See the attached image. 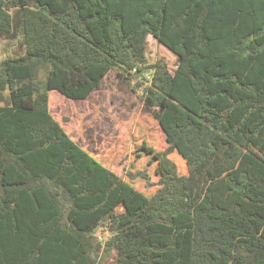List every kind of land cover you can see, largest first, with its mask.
Instances as JSON below:
<instances>
[{
  "label": "trees",
  "instance_id": "obj_1",
  "mask_svg": "<svg viewBox=\"0 0 264 264\" xmlns=\"http://www.w3.org/2000/svg\"><path fill=\"white\" fill-rule=\"evenodd\" d=\"M148 36L172 73L147 64ZM0 37L24 50L0 62V264H97L104 249L115 264H264V0H0ZM110 71L149 82L167 142L150 197L49 111L51 91L86 100Z\"/></svg>",
  "mask_w": 264,
  "mask_h": 264
},
{
  "label": "rangeland",
  "instance_id": "obj_2",
  "mask_svg": "<svg viewBox=\"0 0 264 264\" xmlns=\"http://www.w3.org/2000/svg\"><path fill=\"white\" fill-rule=\"evenodd\" d=\"M23 54L17 37H0V62ZM146 57L148 65L164 64L170 73L177 65L176 57L151 36L147 38ZM147 86L148 81L137 79L124 84L115 71H110L86 100H68L55 91L48 96L50 114L81 148L90 152L115 175L129 181L136 190L150 197L157 189L154 159L167 148V142L143 104V91ZM51 93L55 94L50 97ZM3 97L7 100L8 91L3 93ZM3 104L0 102V106ZM169 158L180 176L188 174L185 161L177 153H171ZM138 172L148 180L134 176ZM122 211L120 206L116 214ZM96 237L105 242L108 233L104 228H99ZM115 260V252L104 249L99 254L97 264H115Z\"/></svg>",
  "mask_w": 264,
  "mask_h": 264
}]
</instances>
